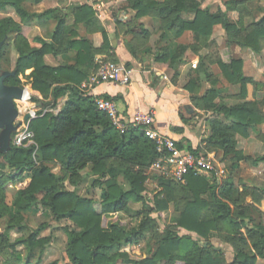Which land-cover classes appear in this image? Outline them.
I'll list each match as a JSON object with an SVG mask.
<instances>
[{"label": "trees", "instance_id": "1", "mask_svg": "<svg viewBox=\"0 0 264 264\" xmlns=\"http://www.w3.org/2000/svg\"><path fill=\"white\" fill-rule=\"evenodd\" d=\"M26 1L0 0V12L9 7L19 18V21L10 16L0 18V51L12 41L16 53L11 71L14 75L5 78L4 84L19 86V76L30 71L32 91L54 103L66 95L68 98L58 114L46 113L30 122L29 130L35 145H11L6 154H0V221L5 220V227L0 231V256L5 251L17 252L16 247L20 246L26 254L25 264H40V256L51 243L50 238L40 237L46 229L45 224L26 238L14 242H10L7 235L10 231L21 232L23 212L39 203L56 221L68 219L75 226H62L66 236V264H259L264 261V223L259 221V224L250 225L252 211L259 217L263 215L259 205L264 200V187L238 190L231 184L217 181L213 175L188 174L184 184L168 182L153 198L156 214L167 212L170 203L177 200V204L173 203L174 213H177L173 224L195 236L180 235L170 226H164L154 253L132 260L122 250L139 243L151 227L149 213L142 215L138 229H128L121 214L129 211L130 202L146 205L147 200L143 196L147 181L145 171L158 158L155 146L138 129L129 127L120 133L108 116L97 109L94 96L83 94L78 89L97 69L96 54L111 48L107 32L99 23L95 10L88 4H82L73 5L68 13L53 8L35 14L27 9ZM244 1L226 0L222 2L224 10L217 7L212 11V6L202 7V2L197 0H125V10L132 11L134 15L123 22L115 19V23L125 28V33L130 34L133 40L145 44L150 34L139 20L151 17L176 38L190 33L197 42H204L208 50L214 47L211 40L214 27L221 26L226 48L239 46L259 55L264 48V15L247 25L244 21L246 13L238 10ZM186 16H192V19H184ZM32 20L39 25L54 24L50 41L42 43L39 48H33L22 32V25ZM78 27L86 32L100 31L102 51L96 52L88 39L80 37ZM189 48L195 52L200 49L199 46ZM159 51L155 53V61L168 64L176 75L178 66L185 62L186 48L181 47L175 53L168 48ZM69 54L74 55L71 64L61 62L50 66L45 63L46 56L63 59ZM131 54L135 56L136 51L131 50ZM1 55L2 52L0 58ZM216 65L228 84L239 85V93L244 100L247 85H252L253 100L231 107L219 105L215 103L218 81L210 74L206 75L210 88L201 97H193L196 84L189 81L184 88L193 95L192 100L198 99L206 111L231 120L229 124L213 120L210 134L200 146L217 150L223 159H231L233 165L247 162L253 171L263 170L264 175V155L254 159L245 156L237 149L236 140L237 136L248 138L249 128L264 124V82L246 77L241 59L231 57L222 61L218 58ZM97 97L115 99L105 94ZM195 105L201 107L198 102ZM179 117L183 124L187 123L180 112ZM259 135L264 144V134ZM174 141L185 152L195 156L201 154L199 145L192 148L186 146L183 139ZM51 164L59 166L61 176L52 173L48 166ZM86 169L97 177L93 184L101 191V201L75 194L81 173ZM2 170L7 174H1ZM24 173L30 174V182L15 194L12 209L16 212L13 216L6 202L4 186ZM119 178L126 182L127 190L122 188ZM41 193L44 194L43 199L38 202L37 196ZM215 235L232 248L234 256L230 262H226L221 249L209 244ZM35 253L39 258L32 262Z\"/></svg>", "mask_w": 264, "mask_h": 264}, {"label": "rangeland", "instance_id": "2", "mask_svg": "<svg viewBox=\"0 0 264 264\" xmlns=\"http://www.w3.org/2000/svg\"><path fill=\"white\" fill-rule=\"evenodd\" d=\"M87 1V0H86ZM89 1V0H88ZM101 0H94V3L97 4ZM202 2V7L206 5L212 6V11H215L217 7H220L224 10V6L222 5L223 1L226 0H197ZM104 4L111 3L108 7H102L97 12V15H103V19L99 21L103 29L108 30V39L110 43V50L104 51L102 53L96 54L95 58H99L102 62H107V60H112L117 62V64H121L125 67L126 70H131L134 67H138L140 72L143 73L144 76L148 78V80L153 83L162 80L163 87L170 88L173 86L172 90L176 95H182L179 97V101L188 104V108L183 107L179 109L182 111V115L187 119L191 129L197 130L199 143L201 144L205 141L210 134V126L213 120H221L222 122L229 124L231 123L230 119H225L221 115H217L214 113H210L203 109L202 104L198 99L192 100L193 97H201L207 89L210 88V81H207V74H210L211 78L218 81L215 86L217 91V99L215 101L216 104L226 105L228 107L234 106L236 104H240L244 101H252L247 100L248 97L244 100L239 93V85H230L228 84L223 76L220 73L216 65V60L220 58L222 61H226L225 56L222 54L224 43V33L221 26H216L213 29V34L211 40H213V49L205 48L204 42H197L196 38L190 33H184L181 37L176 38L173 33L168 32L166 29H163L159 23L151 17H144L139 20L142 27L148 30L149 38L145 44H141L140 41H135L132 39V36L128 33H125V28L116 25L115 19H119L120 21H127L132 18L134 13L132 11L125 10V0H102ZM61 7L66 8V12L68 13L70 8L73 5H68L64 3ZM33 5V0L26 1V7L29 11H31ZM238 10L241 12H245L244 21L247 25L253 20L257 21L264 15V0H245L244 4L238 7ZM99 13V14H98ZM107 15L105 18L104 15ZM4 16L15 17L17 21L19 18L15 15V12L7 7L4 12H0V18ZM192 16H186L184 19L191 20ZM36 20H32L34 22ZM29 22V23H31ZM29 23L23 24V26H29ZM37 23V22H36ZM52 23V22H51ZM69 23H72L69 21ZM38 24V23H37ZM42 24L41 28V36L43 38L37 37V40H40L43 44L50 41L51 32L49 31L50 26L46 27L47 24ZM53 24V23H52ZM111 29H110V28ZM26 29V28H25ZM27 30V29H26ZM25 30V31H26ZM80 37L88 39L96 52L102 51V36L101 32L98 30L87 31L82 27L77 28ZM26 33V32H25ZM199 44V45H198ZM144 45V46H143ZM264 45V42H263ZM189 46H199V51L196 52L190 50ZM186 48V52L184 54L185 64L179 65L177 68V73L175 75V71L171 70L168 64H160L155 61V53L160 52L159 50L162 48L170 49L171 53L178 52L179 48ZM232 48L237 47L239 50H247V54L245 56H252L253 64H250L248 61L247 68L249 75H256L258 77L257 81L264 82V55L263 50L259 55L254 54L249 49H243L239 46H231ZM264 49V48H263ZM131 50L136 51V55L133 56L131 54ZM2 52L0 58V70L1 72H11L13 69L14 62L16 60V53L12 46V41H9L0 51ZM94 58V60H95ZM234 58V57H233ZM56 63H59L58 59H55ZM74 55L69 54L63 56V62L67 64L73 63ZM259 60L261 63H259ZM243 61V60H242ZM204 62V63H202ZM251 62V63H252ZM255 62V63H254ZM203 64V65H202ZM257 64V66H256ZM259 64L262 66V70L260 69ZM164 69H162V68ZM260 72H259V71ZM181 72L182 74H180ZM30 72L27 71L23 76H19L20 85L18 87L22 88L23 86L31 87ZM152 79V80H151ZM260 79V80H259ZM192 81L196 84L193 89L194 96L191 95L187 90H185V85ZM172 85V86H171ZM252 87V85H250ZM253 89V87H252ZM253 93V92H252ZM193 96V97H192ZM248 96V95H247ZM41 97V96H40ZM68 95L60 98L55 103L51 101V99H44L41 97V102L44 104V108L55 110L58 105L63 106L64 102L67 100ZM199 103L201 107H196V103ZM264 112V108L262 109ZM18 122V121H17ZM196 132V133H197ZM264 124L261 126H257L256 128H249L248 138H242L240 136L236 137L237 143L239 144V148L243 149L241 152L245 156H249L251 159L256 158L257 156L253 155V140L262 143L259 134H264ZM263 144V143H262ZM200 146V145H199ZM201 147V154H205L210 156L212 160L215 161L216 167L225 171V175L218 178L217 181L231 184L238 190H242L243 187H252L253 184L257 186L264 187V175L262 174L263 170H256L255 175L253 177V169L251 165L247 162H241V169L236 167V164H232L231 159H223L221 153L217 150H211L208 148ZM240 150V149H239ZM37 154V152H35ZM35 154V155H36ZM0 163L2 161L0 160ZM55 176H61L59 166L55 164L48 165ZM3 175H6L7 172L5 170L1 171ZM145 174L147 176V181L145 183V191L143 192V196H145L147 203L145 206L141 204H136L134 202L129 203V211L121 214L122 219L125 221L128 229H138L142 221V215L144 213H149L152 219L151 227L148 229L146 233L143 235V239L137 243L124 247L122 250L127 252L129 257L132 260H140L145 258L151 253H154L158 239L160 234L163 232L164 226H170L174 229V231L178 232L180 235L190 234L177 228L173 224V219L177 215L174 213L173 203L177 204V200L175 202L170 203V209L167 212L156 214L154 211V203L153 198L163 189L162 185H165L168 182L182 185L184 183L172 182L170 179L159 176L156 172L152 170H146ZM96 176H92L89 169H86L81 173V181L74 189L75 194L79 196H83L86 198H90L92 200L101 201L102 194L100 189L97 186H94L93 182L96 180ZM119 183L122 185L124 190L128 189L126 182L122 179H118ZM30 182V174L24 173L19 178L12 183L8 182L5 184L6 191V202L11 208L12 212L15 216V209H12L13 202L15 200V194L20 190L25 188ZM256 187V186H255ZM258 188V187H257ZM262 188V187H261ZM43 193L37 196L38 202L43 199ZM250 202V200H248ZM264 200L259 205L260 210L262 211V217H259L256 214L258 222L264 223ZM182 208V207H181ZM254 212H251L252 215V224L255 221L253 220ZM22 226L21 232L10 231L7 233L10 242H14L19 238H26L30 233L37 230L42 224H45L46 229H44L40 237H46L51 239L50 245H48L40 256L41 262L40 264H66L67 258L65 255L66 248V236L62 231V226L68 225L71 228H75V226L68 220L62 219L56 221L55 218L51 215L50 211L47 208L40 206L39 203L32 207L31 209L23 212V219L20 222ZM256 224H259L256 222ZM5 227V220L0 221V231H2ZM191 236H195L194 234H190ZM209 244H213L214 246L221 249L224 253V258L226 262H230L233 258L232 248L221 242L217 239L216 235L213 237ZM207 246V245H206ZM205 246V247H206ZM17 252L11 253L10 251H5L0 256V264H25L26 254L23 251L22 247H16ZM39 258V254L35 253L32 259V262H36ZM123 264V263H117ZM259 264H264V261H260Z\"/></svg>", "mask_w": 264, "mask_h": 264}, {"label": "built area", "instance_id": "3", "mask_svg": "<svg viewBox=\"0 0 264 264\" xmlns=\"http://www.w3.org/2000/svg\"><path fill=\"white\" fill-rule=\"evenodd\" d=\"M95 64L97 66L95 72L78 87L81 93L92 95L94 88L103 83L120 85L130 83L131 70H126L123 65L102 62L99 58H95ZM22 89V98L14 101L19 113L17 121L20 123L11 136V145L15 147L35 145L33 134L29 130L30 122L46 113L56 115L61 109V105H58L55 110L43 109L44 104L38 93L32 91L31 87L23 86ZM94 102L97 109L108 116L114 128L120 133L132 127L140 130L154 144L158 158L148 170L178 183H184L185 176L188 174L194 176L213 175L218 178L225 175V171L216 167L215 161L210 156L205 154L195 156L185 152L177 146L176 141L158 132L154 128L153 111H136L131 117H122L114 101L94 96ZM25 115H28L27 120H23Z\"/></svg>", "mask_w": 264, "mask_h": 264}, {"label": "crops", "instance_id": "4", "mask_svg": "<svg viewBox=\"0 0 264 264\" xmlns=\"http://www.w3.org/2000/svg\"><path fill=\"white\" fill-rule=\"evenodd\" d=\"M156 1L161 2L162 0H156ZM59 2L61 3V5L64 3H67L68 5L88 4L93 8V10H95V12L96 11L99 12V9H101L102 7L104 8L108 7L111 4V3L104 4L102 0L98 2L97 4L94 3V0H89V1L88 0L87 1L86 0H40L39 2H36L35 0H33L31 12L35 14H41L48 9L60 8L63 12L66 13L65 11L66 8L61 7ZM104 16L105 18L107 17L106 14ZM102 17L97 15V18L99 21L103 19ZM12 18L17 21L15 17H12ZM50 24H51V28L49 31L52 33L54 24L50 22V23H47L45 26L48 27L50 26ZM41 28H42V25L37 24L36 21L29 23V26L22 25V32L27 37L30 45L33 48H39L42 45V42L40 40L36 41V39H38L37 37L43 38L40 34ZM105 31L108 33V30H106V28H105ZM224 43H225V40H224ZM223 47L224 48L222 50V54L223 56H225L224 60H226L227 58H231V57L243 60V74L246 77H251L257 81L258 77L256 75H258L257 74L258 72H256L255 73L256 75L254 76L253 74L252 75L247 74L249 72L247 68V63L249 62L250 64H253L252 56L251 55L245 56V54H247V50L241 51L237 47L226 48V45H224ZM263 55H264V49H263ZM58 61L60 62L56 63V60L53 59L51 56L45 57V63L50 66H57L58 64L63 62V59L58 58ZM259 63H261L260 60H259ZM182 64H185V62ZM259 66H260L259 70H262L261 64H259ZM179 73L182 74L181 72ZM172 89H173V86L170 88H167V87L164 88L162 80L153 83L152 81L148 80V78L144 76L143 73L140 72L138 67L133 66V68L131 69L130 83L128 85L103 83L95 87L91 94L94 96H101L105 94L109 97L115 98L114 102L117 106L119 114L122 117H131V115L134 114V112L136 111H142V112L153 111L154 112V128L158 132L174 140L183 139L184 144L186 146H191L192 148H195L198 145H201L199 143V137H198L197 130L191 129L189 122H187L186 124H183L179 117V112L182 114V111H180L179 109H182L183 107L188 108V104H185L184 102L179 101L178 99L179 97L177 96L182 97V95H177V94L175 95L174 94L175 90H172ZM252 92H253L252 87L250 85H247V95H248L247 100H253ZM238 145L239 144L237 143V149L238 150L240 149V151L243 150L239 148ZM253 155L257 157L263 156L264 155V144L258 143L253 140ZM241 165L242 164L240 162L237 164L236 167H238V169H241ZM254 173L255 171H253V177L255 175ZM255 186L258 188L263 187V186H257L253 184V187ZM253 220L255 221L253 224H256V222L259 223L255 213L253 214Z\"/></svg>", "mask_w": 264, "mask_h": 264}, {"label": "water", "instance_id": "5", "mask_svg": "<svg viewBox=\"0 0 264 264\" xmlns=\"http://www.w3.org/2000/svg\"><path fill=\"white\" fill-rule=\"evenodd\" d=\"M2 42L0 43V48ZM11 72H1L0 70V154H6L11 148V135L16 131L19 122L18 111L15 107V100L22 98L23 89L18 86H7L4 84L5 78L13 76ZM25 115L23 120H27Z\"/></svg>", "mask_w": 264, "mask_h": 264}]
</instances>
